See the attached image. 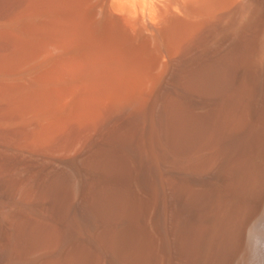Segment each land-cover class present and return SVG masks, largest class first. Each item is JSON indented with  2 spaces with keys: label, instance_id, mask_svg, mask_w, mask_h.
Listing matches in <instances>:
<instances>
[{
  "label": "bare ground",
  "instance_id": "1",
  "mask_svg": "<svg viewBox=\"0 0 264 264\" xmlns=\"http://www.w3.org/2000/svg\"><path fill=\"white\" fill-rule=\"evenodd\" d=\"M0 264H264V0H0Z\"/></svg>",
  "mask_w": 264,
  "mask_h": 264
}]
</instances>
